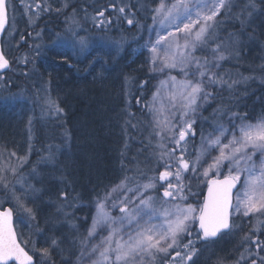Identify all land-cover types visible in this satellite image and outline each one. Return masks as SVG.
Instances as JSON below:
<instances>
[{"label":"snow or ice","instance_id":"snow-or-ice-1","mask_svg":"<svg viewBox=\"0 0 264 264\" xmlns=\"http://www.w3.org/2000/svg\"><path fill=\"white\" fill-rule=\"evenodd\" d=\"M68 6L66 0L63 8ZM231 7V0H171L170 3L159 0L151 9L157 26H148L149 39L141 47L150 53L148 62L152 73H169L158 82L152 102L144 104L152 116L148 143L153 148L150 154L155 161L150 169L153 174L148 176L137 168L134 175H125L119 183L105 190L103 196L97 194L96 211L86 235H78L72 241L79 245L74 264H195L194 258L200 253L197 243H215L225 235L243 231V224H236V218L243 221L254 216L258 218L256 223L244 232L234 248L240 253L235 264H264V239L261 238L264 237V115L253 122L247 114L232 112L227 105H221L214 109L213 115L219 118L213 121L211 130L200 131V145L193 149L191 143L196 136L197 109L215 100L216 93L207 89L219 86L231 91L238 83L235 80L229 83L225 74L218 72L234 34L230 33L225 43L215 30L221 23L218 17L222 10L230 12ZM256 8L255 0H248L245 9L251 11L245 17L242 10L237 17L242 27ZM43 10L52 9L48 5ZM117 11L119 20L126 8L119 7ZM6 16L5 0H0V31H7ZM88 18L86 14L85 19ZM90 19L94 27L105 32L111 30V19L105 18L104 11H97ZM127 23L136 25L133 19H127ZM65 25L64 32L56 33L48 43L56 47L70 46L77 55L90 54L96 47L115 48L119 52L126 39L123 36L118 39L81 36L80 32L85 30L75 10L65 18ZM153 32L155 40L151 38ZM35 47L39 49L41 45ZM197 52L206 54L198 56ZM29 60L25 55L19 63L26 65ZM9 64L0 49V69H8ZM173 70H177L182 79L171 75ZM144 83L141 82V87ZM17 100L14 93L0 94V102L15 104ZM43 104L52 116L63 112L58 100L50 94L44 97ZM152 137L156 139L154 145ZM65 138H69L67 133ZM55 156L49 151L41 159L54 162ZM9 157H16L18 163H12L11 159L0 162V192L3 194L0 199V264H34L35 247L30 254L31 241L21 240L23 234L18 233L17 224L31 226V221L36 220L35 210L27 206V201L35 199L34 193L39 190L28 184L23 175L27 156L19 157L10 152ZM35 173L33 168L32 174ZM9 174L14 180L8 179ZM191 178L206 184V194L192 191ZM158 189H162L159 196L149 195ZM192 197H197L194 204L188 203ZM76 199L78 194L71 195L67 189L60 191L58 213H63L65 221L71 213L64 209L75 207L72 201ZM6 203L13 206L4 207ZM116 209L119 213L113 215ZM68 222L77 229V225ZM103 230L108 234L92 243ZM193 236L196 238L192 239ZM59 243L52 239L49 248L40 249V254L49 257L50 248L58 247ZM216 264H224V258L218 257Z\"/></svg>","mask_w":264,"mask_h":264},{"label":"trees","instance_id":"trees-1","mask_svg":"<svg viewBox=\"0 0 264 264\" xmlns=\"http://www.w3.org/2000/svg\"><path fill=\"white\" fill-rule=\"evenodd\" d=\"M158 2L70 0L66 9L41 14L37 25H33L36 26L35 31L41 30L45 36H41L42 43L25 35L26 40L11 51L10 68L0 75L4 78L0 80V93L15 94L23 89L40 101L50 94L63 109L58 116H52L45 111L43 103L40 113L33 102L31 123L23 113L27 111L23 102H16L9 112L10 123L16 124L17 119L22 118L20 123H30L34 137L25 168L29 169L35 188L39 190L34 193L35 199L28 200L36 214L30 232L37 244L35 264H65L73 259L79 245L72 241L87 226L89 213L86 203L94 200L97 194L102 196L125 175H134L137 168L148 176L153 174L150 171L155 163L150 158L153 148L148 143L152 116L144 104L150 103L161 75L150 71L144 60V51L135 54L132 47L142 40L152 19L151 9ZM247 3L248 0H231V11L222 10L218 17L221 23L215 34L225 43H228L229 34H234L233 43L224 52L226 58L220 61L218 72L225 74L229 83L233 80L238 83L231 91L219 86L207 89L214 91L216 96L214 101L197 109L194 117L197 121L196 136L191 142L193 149L200 143V131H210L213 121L219 118L213 112L221 105H227L232 112L247 114L249 119L264 114V0H255L257 8L242 27L237 17L242 10L245 17L251 11L245 9ZM119 7H125L126 13L120 14L121 18L117 20ZM74 10L80 15L88 36L114 39L123 36L126 39L122 49L117 52L115 48L96 47L90 54L76 55L70 46L50 45L47 33H63L65 18ZM97 11H104L105 18L111 19L110 31L93 26L90 17ZM86 14L88 19H85ZM127 19L135 20L136 25H129ZM36 45H41V48L37 49ZM196 54L203 56L206 53ZM25 55L30 58L26 65L19 63ZM208 55L211 58V54ZM89 61L93 63L89 64ZM141 82H145L143 87ZM137 98H140L139 103ZM226 119L225 115L224 121ZM151 139L154 145L156 139ZM49 151L56 154L55 161H42L41 158L46 157ZM33 168L36 169L35 174H32ZM191 184L192 191L204 192L205 184H200L199 180H191ZM65 189L71 195L78 194V199L72 201L75 207L64 209L71 213L68 221L77 225V229L65 221L62 212L58 213V196ZM202 198L199 197L200 200ZM191 199L194 204L197 197ZM247 230L248 227L243 225V231L225 235L215 243H197L200 253L194 258L195 264H216L218 257L224 258V264H234L240 254L234 248ZM52 239L60 243L58 247L50 248V256L45 258L39 250L49 248Z\"/></svg>","mask_w":264,"mask_h":264},{"label":"rangeland","instance_id":"rangeland-1","mask_svg":"<svg viewBox=\"0 0 264 264\" xmlns=\"http://www.w3.org/2000/svg\"><path fill=\"white\" fill-rule=\"evenodd\" d=\"M18 1L21 2V4L19 5L16 1V3H17L16 8H18L19 11H16L14 14H11L10 25H9V28H8L5 36H4L3 47H4V50L7 52V54L11 53V51L14 48H16V46L19 43L26 40L25 35H27L28 38H37V41L39 43H42L43 41L41 40V36H44L43 33H41V30L35 31L36 26H33V25L37 24L38 16L40 15V13L41 14L48 13V11L43 10L48 5L51 6V9H52L50 11L51 13L57 9L63 10L64 9L63 4L66 2V0H18ZM69 2H70V0H67L68 4H69ZM168 2L170 3L171 0H168ZM38 5L40 7H38ZM75 15L81 24L80 15L76 11H75ZM30 21H34V22L30 23ZM149 25H153L154 27L157 26V25H154L153 19L150 20ZM81 26L83 28L82 24H81ZM169 30H171V29H169ZM37 33H39V36H37ZM55 34L56 33L49 31L47 33L46 38L50 41L51 38ZM161 34H164L163 31H161ZM80 35L81 36L88 35L87 30L81 31ZM149 35L150 34H149L148 27H147V29L145 30V32L142 35V40L139 43H137L136 45H134L132 47V50L135 52V54L140 53L141 51L145 52L144 60L146 61L147 65L149 66V69H150L151 65L148 62L150 53H149L147 48L141 47L142 45L145 44V41H147L149 39ZM21 36L24 37L23 41L20 40ZM12 37H14V39ZM99 37H106V36H101V35L95 36V38H99ZM44 38H45V36H44ZM151 38L153 40L156 39L155 32L151 33ZM18 41H19V43H17ZM79 55H82V54H79ZM170 74L177 76L178 79H182V75L179 74L177 70H173ZM167 75H169V73H165L164 75H161L160 80L165 79V77ZM15 94L18 97L17 102H20V101L23 102L25 107H26L27 111H24L23 113H25V115L27 116V122L30 121V118L34 114V110L32 108L33 102H35L37 104V107H38L37 111H39L41 113L40 108H41V104L43 103V100L40 101L38 97L34 98L33 95L29 91L27 92V90H26V92H25L23 89L20 90L18 93H15ZM152 98H153V95L151 97L150 103L152 102ZM13 105L15 106V104L0 102V153H2V158H0V162L11 159L12 163H14V164L18 163V161L16 160V157H11V158L9 157L10 152H15L17 154V156H19V157L27 156V164H28V162H29L28 159H29L31 152H32V144H33V140H34V137L32 136V133H31L32 127H31L30 123H29L30 126L27 125V123H22V122L20 123V121L23 120L22 118H18L16 124L10 123V116L11 115L9 112H11L12 109H10V107H12ZM19 113H20V110L18 111V114ZM261 115H264V114H261ZM261 115H259V116H261ZM259 116H257L255 119H250V120L255 122V120ZM151 122H152V120H151ZM225 123H227V119L225 120ZM199 145H200V143H199ZM215 154L216 153H213V155H215ZM193 156H195V151L193 152ZM259 160H260V157L257 156L256 157L257 164H259ZM225 172H227L226 168H225ZM23 175H24L25 179L27 180V183L31 184L35 187L34 182L30 176L29 169L26 170V168L23 167ZM190 176H191V174H190ZM8 179L14 180V177H12L11 174H9ZM191 180L195 181L196 179L191 178ZM17 189H19V185H17ZM158 190H159L158 193H156V194L155 193H149V195L159 196L160 193L162 192V189H158ZM0 199H3L2 192H0ZM94 200H92L88 204L86 203V205H85L86 209L88 210L89 217H88V221L86 223L87 226L85 227V229L82 230V232L80 233V236L86 235L87 229H88L89 225L92 223V216H93L94 212L96 211ZM193 202L194 201L191 198L188 200V203H193ZM6 204L10 205L11 207L13 206L11 203H6ZM29 204H30V201L29 202L27 201L28 207H30ZM118 213H119V210L116 209L113 211L112 214L118 215ZM257 219L258 218L254 216L251 218V220L245 218V219H243V221H241V219L239 217H237L235 220V223L236 224L242 223L244 226H247L249 228L252 224L256 223ZM83 220L86 221L87 218L83 217ZM32 226H33V221H31V226H29L28 223L17 224V231H18V233L23 234L20 237L22 241H28V240L31 241V243H29V245H28L29 250L31 251V249L34 246L35 250L37 251L36 241L32 238L31 233H30L32 231ZM107 234H108L107 230L100 231L99 234L92 241V243H96L103 236H106ZM195 238H196L195 236L192 237V239H195ZM78 254H79V250H78L76 256L73 259L69 260L65 264H74ZM235 261H234V264H235ZM85 264H87V262H85Z\"/></svg>","mask_w":264,"mask_h":264},{"label":"flooded vegetation","instance_id":"flooded-vegetation-1","mask_svg":"<svg viewBox=\"0 0 264 264\" xmlns=\"http://www.w3.org/2000/svg\"><path fill=\"white\" fill-rule=\"evenodd\" d=\"M16 1H17V3L19 5L21 4V2H19L18 0H7V14H8V17H9V23H8V26H7V30H8L9 25H10V16H11V14H14L16 11H19L18 8H16V5H17ZM48 13H51V12L48 11ZM40 17H41V13H40V15L37 18V23H38Z\"/></svg>","mask_w":264,"mask_h":264},{"label":"water","instance_id":"water-1","mask_svg":"<svg viewBox=\"0 0 264 264\" xmlns=\"http://www.w3.org/2000/svg\"><path fill=\"white\" fill-rule=\"evenodd\" d=\"M5 4H6V0H5ZM6 13H7V9H6ZM7 22H8V18H7V16H6V24H5V28H6V26H7ZM3 33H4V31H0V49H2V45H1V40H2V36H3ZM6 58V57H5ZM7 59V58H6ZM7 69H0V73H3V72H5ZM206 191H207V188L205 187V191H204V193L206 194ZM5 207H10V206H5ZM34 264H35V257H34Z\"/></svg>","mask_w":264,"mask_h":264}]
</instances>
